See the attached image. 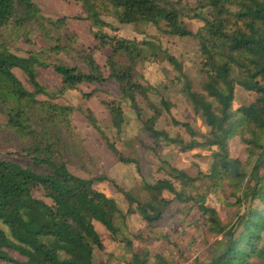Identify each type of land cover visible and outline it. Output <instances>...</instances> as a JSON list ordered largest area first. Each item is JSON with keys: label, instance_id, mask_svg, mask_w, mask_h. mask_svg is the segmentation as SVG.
<instances>
[{"label": "trees", "instance_id": "obj_1", "mask_svg": "<svg viewBox=\"0 0 264 264\" xmlns=\"http://www.w3.org/2000/svg\"><path fill=\"white\" fill-rule=\"evenodd\" d=\"M73 1L85 7V20L90 22L93 44L88 47L82 46L77 35H64L68 18L45 16L35 0H0V115L6 117L0 121V133L14 135L22 143L21 157L28 159L25 166L0 159V264H109L94 261L95 248L105 249L95 223L129 248L131 258L124 264H179L180 246L175 242L169 241L165 252L152 254L146 248L135 250L133 241L126 236L118 239L127 215L138 213L149 226L162 222L172 203L166 192L182 204L197 207L205 228L225 238L208 264H264V0H197L195 5L189 0ZM105 17L122 25L164 26L169 35L195 38L204 74L201 90L193 89L182 63L159 45L109 34L107 29L112 26ZM186 19L201 22L202 26L193 32ZM36 37L45 45L27 56L17 53L19 44L34 45ZM145 48L153 57L158 51L164 53L179 73L178 81L194 112L203 118L210 133L201 143L171 137L166 130L156 128L163 111L154 104H150L153 115L144 128L157 144L164 140L179 145L183 151L195 146L216 149L211 154L210 178L214 184L226 175L242 187L236 201L239 208L230 222L207 204L206 195L194 186L196 179L184 171L174 169V181L160 178L144 184L149 195L144 201L133 191L118 186L107 174L96 175L94 171L102 168L86 148L85 138L75 130V111L101 133L120 162L137 166L138 162L118 150L91 108L55 102L58 94L79 90L82 84L112 81L118 85L121 99L109 101L107 109L112 127L120 132L125 122L122 103L127 102L140 117L142 109L137 97L148 100L151 91L136 78ZM105 50L110 53L102 66L94 52ZM61 55H76L84 68L61 60ZM50 68L62 79L54 92L38 75L39 69ZM234 68L240 71L238 76ZM15 69L26 75L35 88L33 92L25 88ZM237 87L254 92L255 101L235 109ZM99 92L93 88L83 93V98L90 100ZM161 105L170 111L168 102L161 101ZM175 124L191 136L197 135L189 123ZM235 137L246 146V163L230 151L229 143ZM72 160L95 176L85 179L73 174L69 169ZM177 180L182 181L180 190ZM109 181L128 200L126 213L116 199L95 188L96 182ZM190 185L192 189L188 190ZM36 192L42 197H37ZM215 244L220 246L221 240ZM10 252L24 260L15 259Z\"/></svg>", "mask_w": 264, "mask_h": 264}, {"label": "rangeland", "instance_id": "obj_2", "mask_svg": "<svg viewBox=\"0 0 264 264\" xmlns=\"http://www.w3.org/2000/svg\"><path fill=\"white\" fill-rule=\"evenodd\" d=\"M189 1L192 5L197 2V0ZM35 2L42 9L43 14L49 18H68L69 24L63 31L64 35H77L84 47L93 44L90 22L85 20L87 14L81 3L73 0H35ZM105 20L112 26L107 29L109 34L128 39L135 38L139 41H152L173 55L182 63L186 75L192 81L193 89L201 90L204 74L201 65L200 45L195 38L169 35L165 32L164 26L156 27L152 24L125 26L121 24L120 26V23L114 18L105 17ZM185 23L193 32L202 26L201 22L195 20L186 19ZM43 45H45V41L36 37L34 45L21 43L16 47V51L21 56H27L28 52L38 50ZM105 52H94L102 66L105 65L108 56ZM60 58L65 62L78 64L84 68L76 55L73 57L61 55ZM105 71L107 72V70ZM14 72L27 90L31 92L35 90L21 70L15 69ZM136 74L137 80L145 86H150L151 91L147 94L148 100L141 96L137 97L138 104L142 109L140 117L127 102L122 103L125 110V122L120 132L112 127L107 109L109 101L121 99V95L116 97L121 94L116 83L82 84L79 90L68 91L55 97V102L59 104L93 107L98 124L104 133L116 144L121 153L138 162V166L134 163L120 162L107 146L101 133L89 124L83 114L75 111L73 115L75 130L85 138L86 148L102 168L100 172L96 169L95 174H107L118 186L124 190L133 191L137 198L144 201L149 197L143 188L144 184L154 183L160 178L174 181V176L177 175L174 169L184 171L188 176L196 179L194 186L197 191L206 195L207 204L215 208L225 222H230L239 208L236 201L242 194V187L240 183L229 180L226 175L220 177L217 184H214L210 178L211 154L216 149L203 146L183 151L179 145L164 140L157 144L144 128L145 122L153 115L150 104H154L161 107L163 111L157 121L159 129L166 130L171 137L180 136L185 142L190 140L186 129L176 125L175 121L195 124L199 134L201 133L203 136L199 137L197 142H203L205 136L209 135L210 128L205 125L203 118L194 112L190 99L182 91L183 84L178 81L179 73L168 62L163 52L158 51L156 57H153L151 51L145 48ZM239 74L240 71L234 68V75L238 76ZM38 75L41 82L49 86L51 92L61 86V76L56 74L52 68L39 69ZM93 88L100 90L101 93L99 92L90 100H85L83 93L89 92ZM39 98L46 99V96L40 95ZM255 99L254 92L237 87L234 108L249 106ZM161 101H166L171 105L169 112L163 108ZM5 120L6 117L0 115V121ZM229 146L231 153L246 163L247 149L239 137L233 138ZM21 148L22 143L14 135L9 132L0 133V159L13 160L25 166L28 159L21 157ZM69 169L73 174L85 179L95 176V174L82 170L80 164L73 160L69 162ZM261 174L264 176V171ZM181 182V180L176 181L179 190L182 188ZM192 186L190 185L188 190L192 189ZM95 188L116 199L122 212H127L129 202L112 182H96ZM35 194L37 197H42L40 192ZM165 196L171 199L172 203L165 212L162 222L155 226H149L138 213L127 215L125 222L121 224L122 231L118 235V239L121 240L123 236H126L133 241L135 250L146 248L152 254L165 252L169 241H172L180 246L179 252H177L179 264L193 262L208 264L224 245L225 238L216 236L205 228L203 217L197 207L180 203L174 195L168 192L165 193ZM47 201L49 202V200ZM95 227L105 246L104 251L95 248L94 261L96 263L104 261L109 264H124L131 258L130 250L124 242L115 240L101 224L95 223ZM133 235H138V237ZM218 240H221L220 246L215 244ZM10 254L17 260H24L17 253L10 252Z\"/></svg>", "mask_w": 264, "mask_h": 264}, {"label": "crops", "instance_id": "obj_3", "mask_svg": "<svg viewBox=\"0 0 264 264\" xmlns=\"http://www.w3.org/2000/svg\"><path fill=\"white\" fill-rule=\"evenodd\" d=\"M120 26H121V24H120ZM125 26V25H124ZM115 27H118V26H115ZM90 45H92V43L90 44ZM89 45V46H90ZM105 51H107V52H105ZM104 52L105 53H107V55H109V53H110V50H105ZM108 82H112V81H108ZM108 82H105V83H108ZM113 83V82H112ZM102 84H104V83H102ZM81 86L82 85H80V88H81ZM101 93V92H100ZM120 95L121 94H118L116 97H120ZM191 102V101H190ZM192 104V103H191ZM89 107L94 111V108L93 107H91L90 105H89ZM123 111H124V113H125V110H124V108H123ZM189 123V122H188ZM190 124V126L193 128V130L195 131V132H197V135H195L194 137L193 136H191L190 134H188V132H187V134H188V136H189V138H190V140H189V142H192V141H194V142H197V141H199L198 139H199V137H203L202 136V134L200 133L199 134V132H198V130H197V128L195 127V124H192V123H189ZM100 125V124H99ZM206 125V124H205ZM123 126H124V124H123ZM207 126V125H206ZM208 127V126H207ZM156 128L157 129H159V127H158V124L156 125ZM209 128V127H208ZM159 130H161V129H159ZM208 136V135H207ZM206 137V136H205ZM185 142V141H184ZM189 142H185V143H189ZM199 143H201V142H199ZM203 146H195L194 148H192V149H197V148H202ZM213 149H215V148H213ZM92 154V153H91ZM93 156V155H92ZM94 157V156H93Z\"/></svg>", "mask_w": 264, "mask_h": 264}]
</instances>
